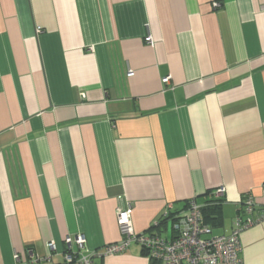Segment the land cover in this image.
Returning a JSON list of instances; mask_svg holds the SVG:
<instances>
[{
  "label": "crops",
  "instance_id": "1",
  "mask_svg": "<svg viewBox=\"0 0 264 264\" xmlns=\"http://www.w3.org/2000/svg\"><path fill=\"white\" fill-rule=\"evenodd\" d=\"M219 188L211 236L251 198L239 259L264 264V0H0V264L115 243L119 208L170 239L164 213Z\"/></svg>",
  "mask_w": 264,
  "mask_h": 264
},
{
  "label": "built area",
  "instance_id": "2",
  "mask_svg": "<svg viewBox=\"0 0 264 264\" xmlns=\"http://www.w3.org/2000/svg\"><path fill=\"white\" fill-rule=\"evenodd\" d=\"M218 8L217 2L212 4ZM147 44H152L151 37L146 38ZM128 76H132L129 71ZM169 77L163 79V83L169 82ZM224 189L213 191L214 199H221ZM245 218L236 216L228 236H211L209 227L203 224L200 208L194 200L184 211L177 213L171 220L173 225V237L165 239L155 232L136 233L131 221L130 208L116 210V225L120 233V240L105 245L97 250H89L86 246V238L83 234L65 237L64 262L66 264H91L94 259L117 255L124 252L131 245H138L147 256L159 264H241L239 255L241 252L240 235L262 219H253L250 215L254 210L255 202L251 198L244 201ZM169 212L163 215L164 220H170ZM157 222L153 227H160ZM152 227V228H153ZM151 228V229H152ZM52 255H55L54 242L47 244ZM75 247V251L73 250ZM16 262L19 257L16 256ZM51 263V256L31 259L29 264Z\"/></svg>",
  "mask_w": 264,
  "mask_h": 264
},
{
  "label": "trees",
  "instance_id": "3",
  "mask_svg": "<svg viewBox=\"0 0 264 264\" xmlns=\"http://www.w3.org/2000/svg\"><path fill=\"white\" fill-rule=\"evenodd\" d=\"M190 201L187 202V204H186L184 209L187 208V206L189 205ZM223 202H224V196L221 199H214L213 198V191L210 192V198H208V201L205 204H203L201 206V208H200L202 222H203L204 225L209 227V224H215L216 222L219 221L221 207H222ZM176 214H177V212L176 213L175 212H169V217L168 218H170V220H171L173 218V216L176 215ZM168 222H170V221L163 219V221L162 220L159 221V224L165 225Z\"/></svg>",
  "mask_w": 264,
  "mask_h": 264
}]
</instances>
